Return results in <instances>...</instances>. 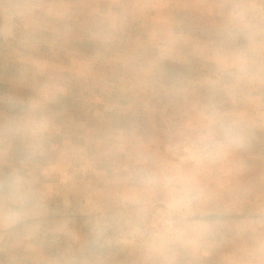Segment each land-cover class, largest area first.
Masks as SVG:
<instances>
[{"label": "rangeland", "instance_id": "1", "mask_svg": "<svg viewBox=\"0 0 264 264\" xmlns=\"http://www.w3.org/2000/svg\"><path fill=\"white\" fill-rule=\"evenodd\" d=\"M39 1L17 19V37L0 38V181L25 173L38 202L26 226H6L0 213V264H73L101 216L117 224L103 264H167L125 225L140 206L128 199L135 190L130 178L154 162H175L168 148L177 130L208 106L247 125L250 135L244 149L194 169L208 213L229 218L213 222V235L190 253L260 264L264 22L250 34L233 13L261 21L264 0H173L175 12L158 10V35L144 40L152 50L130 48L118 56L79 53L73 37L48 36V30L84 26L75 14L52 18ZM237 54L256 61L255 81L225 70ZM102 92L117 116L100 120L96 109L88 111ZM119 115L124 118L113 127Z\"/></svg>", "mask_w": 264, "mask_h": 264}, {"label": "clouds", "instance_id": "2", "mask_svg": "<svg viewBox=\"0 0 264 264\" xmlns=\"http://www.w3.org/2000/svg\"><path fill=\"white\" fill-rule=\"evenodd\" d=\"M233 19L250 34L260 30L264 22V18L248 19L239 12L233 13ZM257 47L252 48L253 54ZM225 70L248 82L255 81L260 72L256 61L243 54L234 56ZM249 135L247 125L218 107L203 109L194 123L177 130L176 139L169 145V155L175 162L157 161L131 176L135 190L128 199L140 206L134 208V216L125 225L141 238L146 237L151 249L167 264H179L182 256L213 235L214 223L207 219L209 213L194 169L219 162L230 150L244 149ZM37 206L36 192L25 173L14 172L0 181V213L6 226H26ZM150 216L155 219L150 220ZM260 225L264 226V221ZM116 226L111 218L98 217L83 253L74 258L73 264H103ZM259 254L260 264H264V242L259 245Z\"/></svg>", "mask_w": 264, "mask_h": 264}, {"label": "crops", "instance_id": "3", "mask_svg": "<svg viewBox=\"0 0 264 264\" xmlns=\"http://www.w3.org/2000/svg\"><path fill=\"white\" fill-rule=\"evenodd\" d=\"M118 1L42 0L47 10L53 15L52 18L61 20L65 13L67 15L75 14V22L84 26L81 27V30H76L72 27H62V29L58 28L55 31L48 30L49 32L47 35L52 37L61 36L64 38L73 37V43H79V53L94 51L106 54L111 52L112 49H110V46L116 44L123 47L122 51H124V53H128L130 48H135V53L137 52L138 54L149 53L152 49H150V45L145 43L144 40H147V36L158 35L153 32L156 31L155 26L156 20L158 19V13L156 12L158 10L175 12L172 7L174 5L173 0ZM37 3L40 4V1L0 0V38L6 40L13 35L17 37L18 32L14 30V25L16 21H18L17 19L20 18L21 14L27 13L29 8L32 9ZM147 8L149 11L148 14L145 15L144 12ZM171 19L174 20L175 15ZM86 26L89 28H86ZM9 51L10 50H7V52ZM140 65L144 66V64ZM148 67H150V65ZM100 93H98V95H100ZM98 95L95 97V102L100 103L101 99ZM65 147L68 150L67 143ZM228 218L229 217L224 214L215 213H209L207 217V219L212 222L224 221ZM216 259L218 260L217 262H215ZM222 263L224 264V260L218 255H200L198 253H189L187 256H182L179 262V264Z\"/></svg>", "mask_w": 264, "mask_h": 264}, {"label": "trees", "instance_id": "4", "mask_svg": "<svg viewBox=\"0 0 264 264\" xmlns=\"http://www.w3.org/2000/svg\"><path fill=\"white\" fill-rule=\"evenodd\" d=\"M110 49H112L110 52V54L112 55L118 56L119 54L124 53V51H122L123 47L120 48V46L117 44L110 46ZM140 67L143 68V66H140ZM158 77L156 78V81L161 83V80L164 79L163 78L164 76H162V78L160 76ZM107 94H108L107 92H102V94L99 96L101 99L100 103H97V104L95 103L96 105L95 104H94L95 106L92 105L93 107L91 106L92 108L88 110L89 112H93L96 109V114L99 116L102 115L100 120H102V118H104L105 115L107 116L108 113H111V114H114V116H117V110L113 106L107 104ZM84 112L87 113V111H84ZM122 118H124V116L119 115L118 120H115L112 122L113 127H117L116 124H119Z\"/></svg>", "mask_w": 264, "mask_h": 264}]
</instances>
